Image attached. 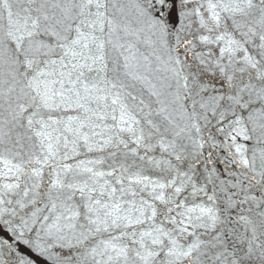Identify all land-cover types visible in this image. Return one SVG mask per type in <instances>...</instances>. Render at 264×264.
Returning <instances> with one entry per match:
<instances>
[{
	"label": "snow or ice",
	"instance_id": "obj_1",
	"mask_svg": "<svg viewBox=\"0 0 264 264\" xmlns=\"http://www.w3.org/2000/svg\"><path fill=\"white\" fill-rule=\"evenodd\" d=\"M0 264H264V0H0Z\"/></svg>",
	"mask_w": 264,
	"mask_h": 264
}]
</instances>
